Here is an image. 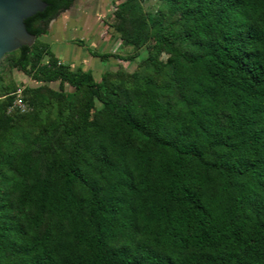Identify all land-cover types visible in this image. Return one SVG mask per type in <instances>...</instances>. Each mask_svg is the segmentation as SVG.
Segmentation results:
<instances>
[{
    "label": "trees",
    "instance_id": "trees-1",
    "mask_svg": "<svg viewBox=\"0 0 264 264\" xmlns=\"http://www.w3.org/2000/svg\"><path fill=\"white\" fill-rule=\"evenodd\" d=\"M43 1L1 58L35 85L8 113L0 78V264H264V0H114L147 56L98 80L40 38L74 0Z\"/></svg>",
    "mask_w": 264,
    "mask_h": 264
},
{
    "label": "rangeland",
    "instance_id": "rangeland-1",
    "mask_svg": "<svg viewBox=\"0 0 264 264\" xmlns=\"http://www.w3.org/2000/svg\"><path fill=\"white\" fill-rule=\"evenodd\" d=\"M157 5L158 0L143 1L144 9L149 13H154ZM117 6L118 2L114 0H74L68 9L60 11L44 25L46 34L40 38L51 45L62 63L72 69L90 72L96 80L105 71L122 70L131 74L146 58L147 46L136 51L137 55L133 59H123L134 55L135 50L130 45H125L113 30ZM103 54L109 55L102 59L99 55ZM165 58L166 55H163L162 59ZM10 61L11 58L7 56L0 62L1 83L4 86H14L17 88L15 92L20 91L21 94L25 87L34 86L35 83L29 75L11 65ZM50 87L58 89L57 83L50 84ZM68 90L70 89L67 87L65 91ZM4 97L5 95H0V99ZM27 105L28 110L33 109V105L28 102Z\"/></svg>",
    "mask_w": 264,
    "mask_h": 264
},
{
    "label": "water",
    "instance_id": "water-1",
    "mask_svg": "<svg viewBox=\"0 0 264 264\" xmlns=\"http://www.w3.org/2000/svg\"><path fill=\"white\" fill-rule=\"evenodd\" d=\"M46 6L43 0H0V60L6 53L34 43L36 36L24 21Z\"/></svg>",
    "mask_w": 264,
    "mask_h": 264
},
{
    "label": "built area",
    "instance_id": "built-area-1",
    "mask_svg": "<svg viewBox=\"0 0 264 264\" xmlns=\"http://www.w3.org/2000/svg\"><path fill=\"white\" fill-rule=\"evenodd\" d=\"M20 91H17L14 93V98L12 100V103L9 105L7 112L13 113V112H25L29 109L27 103L22 99L21 94H19Z\"/></svg>",
    "mask_w": 264,
    "mask_h": 264
}]
</instances>
